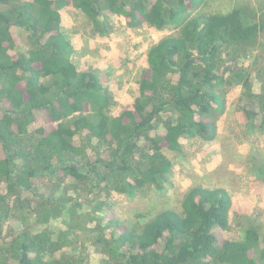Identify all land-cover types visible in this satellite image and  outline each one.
<instances>
[{
	"label": "trees",
	"instance_id": "16d2710c",
	"mask_svg": "<svg viewBox=\"0 0 264 264\" xmlns=\"http://www.w3.org/2000/svg\"><path fill=\"white\" fill-rule=\"evenodd\" d=\"M206 3L0 0V264H91L80 229L92 234L99 264H264V225L249 224L241 241L223 237L232 206L225 189L191 187L180 211L140 227L120 223L108 204L113 193L164 190L173 167L165 151H180L182 139L214 141L232 84L242 87L249 123L264 128V81L257 90L248 68L264 61V12H200ZM64 7L80 10L100 36L112 32L113 16L131 28L178 30L149 48L140 94L118 115L107 76L72 62ZM258 170L264 183V163ZM12 216L25 228L6 226ZM48 252L54 258L45 260Z\"/></svg>",
	"mask_w": 264,
	"mask_h": 264
},
{
	"label": "rangeland",
	"instance_id": "374dc122",
	"mask_svg": "<svg viewBox=\"0 0 264 264\" xmlns=\"http://www.w3.org/2000/svg\"><path fill=\"white\" fill-rule=\"evenodd\" d=\"M237 7L259 19L264 12V0H207L200 12L225 14ZM195 13L192 11L190 15ZM60 14L63 31L73 45L71 60L77 69L100 68L107 76L104 86L115 102L111 108L113 115H118L124 106L131 105L139 96L140 77L149 67V48L167 35L178 34L173 27L164 30L148 25L131 28L125 18L114 16L111 19L112 32L102 37L80 10L64 7L60 9ZM261 41L264 43V36ZM248 68L254 73L256 89H260L264 72L259 71H263L264 61L260 57L256 65ZM241 94L240 85L227 87L226 108L218 120L214 141L182 139L180 151H165L173 167L170 182L165 184L164 190L147 187L135 198L119 193L111 195L109 208L120 223L140 227L163 210L180 211L185 193L191 187L201 185L225 189L231 197L230 228L223 235L225 239L241 241L249 224L264 225V183L258 170L264 163V128L249 123L242 110ZM31 216L30 225L34 223V216ZM59 223L52 221L50 227L57 229ZM10 224L20 230L25 228L20 216L10 217L5 225ZM42 228L43 225L38 227ZM79 235V241L86 246L85 257L91 264H99V252L90 241L92 234L80 229ZM79 247L80 251L85 250L80 244ZM52 258L49 252L44 256L45 260Z\"/></svg>",
	"mask_w": 264,
	"mask_h": 264
},
{
	"label": "crops",
	"instance_id": "0c3cea01",
	"mask_svg": "<svg viewBox=\"0 0 264 264\" xmlns=\"http://www.w3.org/2000/svg\"><path fill=\"white\" fill-rule=\"evenodd\" d=\"M113 17H114V16H113ZM113 17H112V18H113ZM112 18L109 19V23L111 24V26H112V23H111V19H112ZM127 25H128V24H127ZM99 36H100V35H99ZM102 37H105V36H102ZM99 69H100V68H98V70H99ZM101 70H102V69H100V71H101ZM82 71H85V70H82ZM101 72H102V71H101Z\"/></svg>",
	"mask_w": 264,
	"mask_h": 264
}]
</instances>
